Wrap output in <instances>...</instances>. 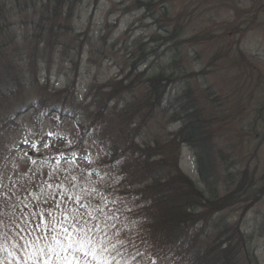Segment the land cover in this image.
Masks as SVG:
<instances>
[{
	"label": "rangeland",
	"instance_id": "obj_1",
	"mask_svg": "<svg viewBox=\"0 0 264 264\" xmlns=\"http://www.w3.org/2000/svg\"><path fill=\"white\" fill-rule=\"evenodd\" d=\"M1 4H5V9L0 25H10L8 30L1 31L7 34L5 41L15 39V42L0 57L7 54L12 63L22 60L23 71L36 73L37 81L40 72L47 68L50 77L47 83L42 80L39 88L27 87L23 94L13 88L0 98V127L4 121L11 125L0 129V203L10 190L12 200L21 197L25 182L18 190L15 185L42 170L36 177H41L47 190L44 196L40 193L39 210H51L59 216L63 209L56 210L54 192L50 191L55 188L62 192L55 199L70 209L78 207L65 201L66 191L73 194L70 175L78 168L89 175L88 185L98 192L97 209L103 215L100 226L104 227L110 220L121 229L127 228L135 223L130 212L135 203L129 200L130 196L121 195L123 186H119L114 175L118 164L110 166L105 162L106 157L100 156L95 140L84 139V151H75V142L81 139L78 129H85L93 121V125L102 129L100 135L119 149L131 143L139 148L153 145L156 140L166 143L169 135L182 125L179 117L173 118L186 102L185 92L190 89L200 101L202 127L213 131L214 137L203 152L182 144L178 167L198 189L214 188L219 197L233 180L242 184L243 194L238 197L241 202L217 217L229 224L237 223L250 256L257 264H264V0H70L62 9L71 16L69 21H64L63 14L60 17V25L68 28V32L65 29L60 32L59 40L65 41L66 47L51 45L53 62L39 61L36 66L33 57L39 40L34 38L32 21L36 22L45 11L38 6L37 10L23 11L26 7L21 0L19 4L15 0H0ZM171 29H176L174 38L169 37ZM50 42L55 44L53 39ZM22 47L27 54L13 59ZM41 53L48 56L42 50L36 56ZM171 53L176 55L178 69L174 73L180 80L179 84L166 88L167 95L160 107H154L148 114L144 107H139L144 115L138 116L137 108L128 105L126 112H120L124 110L120 105L115 110L97 112L103 103L105 86L115 92L135 80L136 75L139 85L161 69L168 75L172 71ZM3 59L0 76L3 70L6 73L10 69ZM47 93L51 97L46 106H51V102L57 105L66 102L80 118L72 121L37 115L36 110L46 106L41 104L36 109L29 106L36 105ZM129 97L127 93L123 95L124 100L128 101ZM117 114L123 116L119 118ZM135 124H141L139 130ZM134 128L138 136L132 132ZM198 157L210 161L211 176L202 165L198 166ZM51 163L58 170L48 173ZM199 170L208 179L205 184ZM50 176L54 181L48 179ZM11 231L16 235V229ZM4 239L0 237V243L7 247L9 244ZM0 258L7 264L5 257L0 255ZM243 259L244 264H253L249 255Z\"/></svg>",
	"mask_w": 264,
	"mask_h": 264
},
{
	"label": "trees",
	"instance_id": "obj_2",
	"mask_svg": "<svg viewBox=\"0 0 264 264\" xmlns=\"http://www.w3.org/2000/svg\"><path fill=\"white\" fill-rule=\"evenodd\" d=\"M69 1L38 0L34 2V0H21V4L26 7V9L22 8L23 11L29 10V8L37 10L40 7L45 11L44 13L41 12V18H36V22L32 21V25L35 27L33 30L34 38L39 40L35 45V57H33L35 59L33 61L35 66L38 65L39 61L41 64L53 62L54 56L50 50L54 46L66 47L65 41L59 40L61 39L60 32L63 29L68 32V28L60 25V17L63 14L64 17L66 16L64 21H69L71 16L62 11L65 3ZM15 2L19 4V0H15ZM42 2L45 4L39 6V3ZM51 4L54 6L48 8ZM146 5L142 4L141 6L145 7ZM0 6V19L4 21L5 4L3 6L1 4ZM37 6L38 8H36ZM9 10L5 11V13L9 12ZM52 19L57 20L58 23H54L55 21L53 22ZM8 28H10V25H5L4 27L0 25V38L4 40L0 42V56L15 42V39L5 41L7 34L5 35L1 30H8ZM169 32V37L174 38L176 29H171ZM23 38L25 39V37ZM52 39L55 40V44L50 42ZM51 45L54 46L51 47ZM40 50L46 51L48 56L46 57L44 53H41L37 57L36 53ZM26 54L27 51L22 47L13 59L17 56L23 57ZM171 54L169 60L172 71L168 75H165L164 70L161 69L159 73H153L140 85L136 83L139 80V75H136L134 76L135 80L132 79L125 87L120 86V90L115 92L107 90L108 86H105L106 90H104L105 92L102 97L103 103L100 106L101 109H97V112L108 111V108L115 110L118 105L124 106V110L120 112H126L128 110L127 107L131 106L137 108L136 113L138 116V114L144 115L140 113L139 107L145 108V114L155 110L156 108L154 107H160L167 95L166 88L170 85L179 84L180 80V78H175L174 73V70L178 69L176 55L174 53ZM0 58V60L4 58L3 60L7 61L6 67L10 68L6 73L3 70L0 76V98L5 95L7 90L9 92L13 88H18L19 93L23 94L27 87L37 86L39 88L40 83L43 82L42 80L45 83L48 82L50 77L49 68L40 72V79L37 81L36 73L30 74L27 71H23L20 65L22 60L12 63V59H9V55L7 54ZM132 67L134 68V65ZM131 70L132 73L130 75H133V69ZM184 77L182 76L181 78ZM122 83L121 81L118 84L122 85ZM125 93L130 95L128 101L123 99ZM185 93L188 95L186 102L180 105V110L173 118L179 117L182 125L176 133L169 135L170 138L166 140V143L161 144L156 140L152 142L153 145L144 144L139 148L134 143L127 145L126 142L124 145L127 146L122 150V148L119 149L112 141L104 139L106 137L101 136L99 130L97 132V129L92 124L93 121L88 123V118L86 120L89 124L88 127L79 129L81 139L75 142V147L82 148L81 142L87 138V132L94 130L96 133L92 136V140H95L101 154H106L113 159V163L119 164L117 178L119 179V184L121 183L123 186L121 195L130 196L129 200H134L135 203L134 206L130 207V212L135 219V223H130L127 228L121 229L113 221H108L104 227H101L100 221L102 220V216L97 212L96 202L98 194L91 192L85 186L86 182L89 184V180L87 179L86 181L87 176L84 172L76 168L75 174L72 173L70 175L72 183L70 191L73 194L69 191L65 193L67 195L82 197L85 205H91L88 208V212H94L95 218L89 222L88 227L99 225L98 230L95 231L97 243L107 244L110 241L115 243L116 247L120 249V255L115 256V253H112L115 256L114 260L109 256L110 264H244L243 258L248 255L252 258L253 264H257L252 254L251 256L249 254L247 241L240 231V226L237 223L229 224L226 219L217 217L219 213L241 202L238 200V197L240 194H243L242 184H237L233 180V182H230L225 194L219 197L217 196V190L214 188H207L206 190L198 189L178 168V152L182 144L194 150H202L203 152L214 137L213 131L202 127L204 123L200 119L199 98L195 94H192L190 89L189 92ZM50 97L51 95L47 93L43 99L39 98L36 105H30L29 107L36 109V107H41V104L46 106ZM129 100L131 101L129 102ZM50 105L42 107L41 111L37 109L36 114L46 117L57 115L59 119L72 121L80 118V116L75 114L74 107L68 108L69 106H66V102H62L60 105L51 102ZM110 105L115 107H110ZM117 115L120 116V114ZM130 124L133 126V122ZM10 126L9 121H4L0 129H8ZM135 127L139 130L141 124H135ZM136 128L132 129L133 133L136 131ZM134 135L138 136L136 132ZM75 149L77 150V148ZM203 160L205 159L198 157L197 164L198 166L202 165L204 167L203 170L211 176L210 161L208 159L205 160V163L208 161L206 167L205 163L203 164ZM56 170L58 168L55 164H51L47 172ZM42 172V170H39L36 175L32 173L25 180L15 185V189L18 190L20 188L18 186H22L25 182V185L21 187L25 188L24 193H22L24 198L21 196L18 199L12 200L13 193L10 190L8 196L0 203V220L4 221V226H0V231L7 232L9 228L16 229L12 226V218L20 217L22 214L25 218H29V214L33 213V211L41 212L39 208V196L40 193L42 195L46 193L47 185H43L41 177L36 176ZM199 172L202 176V172L200 170ZM135 176L142 179L134 180ZM48 179L54 181L51 176ZM202 180V183L205 184L207 177L205 179L202 177ZM132 188L135 189L127 192V190ZM50 192L56 193L57 198L58 195H62V192L57 191L55 188H52ZM53 213L58 216L56 212ZM32 217L34 219L31 218L30 223L34 226L39 221L35 216ZM20 223L22 224L24 221L21 220ZM40 227L42 228L43 225H40ZM207 231L209 234L206 233ZM15 232V236H19V230L16 229ZM120 233L126 236L123 245L117 242V236ZM14 234L11 231L9 237L3 238L9 244L7 246L8 250L16 254L12 248V244L16 241L11 239V236ZM33 234L36 233L34 232ZM24 238L29 240L30 236L24 234ZM0 255L5 257V259L7 257L5 262L8 264V260L11 259L8 256V252L0 251ZM105 255L108 256V253H105ZM13 263L16 264V261L13 260Z\"/></svg>",
	"mask_w": 264,
	"mask_h": 264
},
{
	"label": "snow or ice",
	"instance_id": "obj_3",
	"mask_svg": "<svg viewBox=\"0 0 264 264\" xmlns=\"http://www.w3.org/2000/svg\"><path fill=\"white\" fill-rule=\"evenodd\" d=\"M55 195L54 193L53 204L56 210L63 209L59 216L49 210L33 211L27 219L23 214L12 218V226L19 230V239H16L15 235L11 236V239L16 241L12 244L16 254L0 243V251L8 252L11 257L8 264H12L13 260L16 264H110L109 256L114 260L115 256L120 255V249L115 243H97L95 231L98 230V225L88 227L89 222L95 218L94 212H88L90 204L85 205L82 197L65 194V201L78 205L69 209L66 203L57 201ZM32 216L39 221L34 226L30 223ZM21 220L24 221L23 224L20 223ZM0 226H4L3 220H0ZM34 232L36 235L33 239L24 238V234L31 237ZM10 233V228L7 232L0 231V237L7 238ZM125 240V234H118L117 242L123 245ZM105 253H108V256ZM112 253H115V256ZM0 264L3 262L0 261Z\"/></svg>",
	"mask_w": 264,
	"mask_h": 264
},
{
	"label": "bare ground",
	"instance_id": "obj_4",
	"mask_svg": "<svg viewBox=\"0 0 264 264\" xmlns=\"http://www.w3.org/2000/svg\"><path fill=\"white\" fill-rule=\"evenodd\" d=\"M104 139L109 140L107 137L104 138ZM109 141H111V140H109ZM113 143H114V142H113ZM124 149H125V147L122 148V150H124ZM112 160H113V159L110 158V161L105 160V162L108 163V165L112 166V164L116 163V162L113 163ZM114 165H115V164H114ZM118 165H119V164H118ZM118 167H119V166H118ZM118 167H117V171H118V172H115L116 174H114L116 177L113 175L116 179H117V176H118V174H119V168H118ZM109 221H110V220H109Z\"/></svg>",
	"mask_w": 264,
	"mask_h": 264
}]
</instances>
